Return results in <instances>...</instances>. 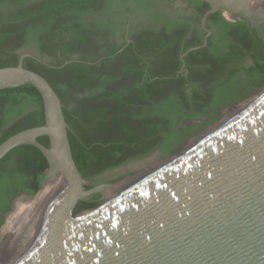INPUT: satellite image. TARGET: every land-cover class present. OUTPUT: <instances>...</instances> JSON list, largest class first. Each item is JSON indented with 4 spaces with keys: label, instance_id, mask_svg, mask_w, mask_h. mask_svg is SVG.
I'll return each mask as SVG.
<instances>
[{
    "label": "water",
    "instance_id": "1",
    "mask_svg": "<svg viewBox=\"0 0 264 264\" xmlns=\"http://www.w3.org/2000/svg\"><path fill=\"white\" fill-rule=\"evenodd\" d=\"M204 1L209 9L202 22L216 10L244 19L254 10L264 16V0ZM25 57L35 59L21 54L16 65L0 68V90L32 84L44 122L2 141L0 159L17 146L32 145L47 167L40 189L16 197L4 222L17 199L34 197L47 181L58 184L35 241L17 264H264V87L234 105L243 106L194 146L106 200L105 188L115 183L84 188L62 103L43 76L23 67ZM40 136L48 138L47 146L37 141ZM152 157L158 159L130 162L137 172L126 179ZM95 193L101 203L76 210Z\"/></svg>",
    "mask_w": 264,
    "mask_h": 264
},
{
    "label": "flooded vegetation",
    "instance_id": "2",
    "mask_svg": "<svg viewBox=\"0 0 264 264\" xmlns=\"http://www.w3.org/2000/svg\"><path fill=\"white\" fill-rule=\"evenodd\" d=\"M61 1L65 0H0V17L10 18L23 9L56 4L64 12L61 22L71 25L72 19H76L81 24L77 33L84 39L78 53L67 60L84 62L77 57L98 56L95 61H87L93 65L111 59L108 64L111 81L105 82V87L115 90L121 99H105L106 114L117 115L126 123L145 121L153 125L151 128L155 125L160 129L142 148L136 149L144 152L147 148V154L130 157L136 151L130 150L114 158V162L121 163L103 169L110 163L106 158L102 161L106 165L91 172L85 185L95 187L127 178L136 173L128 164L148 155L160 160L152 157L141 166L140 173L117 183L133 180L166 164L169 161L166 158L194 146L197 136L213 130L234 107L241 106L234 105L246 102L264 87L259 77V71L264 70V16L260 11L254 10L251 19H244L220 10L224 21L229 23L224 25L209 19L215 11L202 22L209 7L200 15L198 0H83L76 6L58 4ZM49 24L50 21L46 25ZM144 40H148L144 56L123 51ZM33 47L25 45L14 52L18 57L29 53L43 64L51 60L46 53L39 59L40 53ZM110 50L113 53L107 54ZM132 65L135 67L129 69ZM138 76L142 81L148 79V83L142 84L141 90H130L129 87L137 86L130 84ZM114 126L111 125L113 129ZM167 127L173 133L165 135ZM103 135L109 138L117 134L108 131ZM164 141H168L166 149L175 151L167 153L159 144L153 145ZM24 194L30 193L17 190L9 198L11 206L16 197ZM96 194L99 195L90 196ZM96 200L100 202V195ZM3 214L0 212L4 223Z\"/></svg>",
    "mask_w": 264,
    "mask_h": 264
},
{
    "label": "trees",
    "instance_id": "3",
    "mask_svg": "<svg viewBox=\"0 0 264 264\" xmlns=\"http://www.w3.org/2000/svg\"><path fill=\"white\" fill-rule=\"evenodd\" d=\"M198 1V12L201 15L209 5L204 0ZM82 3L83 0H65L58 4L76 6ZM63 14V10L56 8V4L47 3L35 10H20L10 18L0 17V68L16 65L19 54L14 50L25 45L35 46L33 48L40 53L39 59L42 58L43 53L51 56L48 65L29 57L23 59L22 65L43 76L59 97L64 119L68 125L67 135L73 160L82 178L87 179L97 167L106 165L102 164L103 160L107 158L110 162L103 169L121 163V161L114 162V158H119L130 150L134 152L133 150L142 148L144 143L153 138L160 129L155 125L151 128L153 125H148L145 121L126 123L117 115L109 117L106 114L105 99H121L119 94L116 95L115 90L105 87V82L111 81L108 73L111 59L90 65L87 61H95L98 56L80 55L77 58L84 62H70L60 68L50 67L59 66L73 54L78 53V48L84 41L77 33L81 24L76 19H72L71 25L61 22ZM209 19L229 25L224 21L220 10L209 15ZM48 21L52 25H46ZM41 29H44V32ZM123 51L144 56L148 51V40L138 45L133 43V46ZM122 52L113 59H117ZM106 53L111 54L113 50ZM133 67L135 66L132 65L129 69ZM259 72L261 82H264V70ZM146 83L148 79L142 81L138 76L130 84L137 86L129 88L141 90L142 84ZM85 92L88 93L87 96L83 95ZM80 93L82 97L79 98ZM133 118L136 120L135 116ZM43 122L42 100L32 84L0 90V143L18 131L41 125ZM112 124L115 125V129L111 127ZM166 130L168 132H164L165 135L173 133L170 127ZM108 131L117 135L107 138L103 134ZM37 141L44 146L48 145L46 136L38 137ZM155 144H159L167 153L175 151L164 147L168 141L156 142L153 145ZM143 151L136 150L130 157L143 156L147 154L148 149ZM46 167L44 156L32 145L17 146L5 154L0 159V212L6 213L10 210L9 198L17 190L24 189L34 195L40 189L42 174ZM90 187L84 185L85 189ZM98 196L96 194L79 201L76 210L96 207L99 204L96 200ZM2 223L3 219L0 218V225Z\"/></svg>",
    "mask_w": 264,
    "mask_h": 264
},
{
    "label": "bare ground",
    "instance_id": "4",
    "mask_svg": "<svg viewBox=\"0 0 264 264\" xmlns=\"http://www.w3.org/2000/svg\"><path fill=\"white\" fill-rule=\"evenodd\" d=\"M242 106L243 105L234 107L229 112L227 119L220 122L219 125L229 120ZM211 131L198 137L195 144ZM162 166L163 165H160L149 170L147 174ZM147 174H143L138 178H134L133 180L124 183H115L112 186L107 187L104 191V198L109 200L116 197ZM57 184L58 183L47 181L34 197L19 198L15 201L12 211L6 217V225H3L0 230V264H3L8 257H15L21 251V256L16 262L17 264L33 244L44 222L46 212L53 202L54 190ZM15 220L16 222H14Z\"/></svg>",
    "mask_w": 264,
    "mask_h": 264
},
{
    "label": "rangeland",
    "instance_id": "5",
    "mask_svg": "<svg viewBox=\"0 0 264 264\" xmlns=\"http://www.w3.org/2000/svg\"><path fill=\"white\" fill-rule=\"evenodd\" d=\"M134 172H137V171H134ZM124 179H126V178H121V179H119V180H115L114 182H112V183H117V182H121L122 180H124ZM106 189V188H105ZM119 194V193H118ZM101 201L102 200H100V202L99 203H101ZM14 222H16V220L14 221ZM3 225H6V221L3 223ZM20 253H21V251L15 256V257H13V258H10V257H8L4 262H3V264H16V262L18 261V259L20 258Z\"/></svg>",
    "mask_w": 264,
    "mask_h": 264
}]
</instances>
